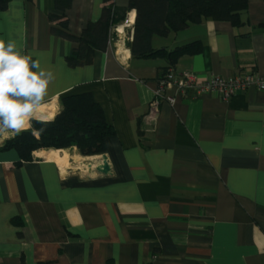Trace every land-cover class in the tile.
Wrapping results in <instances>:
<instances>
[{
    "label": "crops",
    "instance_id": "obj_1",
    "mask_svg": "<svg viewBox=\"0 0 264 264\" xmlns=\"http://www.w3.org/2000/svg\"><path fill=\"white\" fill-rule=\"evenodd\" d=\"M109 1L128 5L71 0L69 32L79 36ZM52 13L54 0H10L0 11V39L53 72L39 110L52 114L49 121L62 98L90 94L115 135L102 156L41 150L19 164L16 152H0V264H264V93L224 101L167 89L173 105L158 98L168 64L131 56L132 11L104 52L69 67L75 46L50 33ZM243 21L236 28L207 19L151 46L200 44V53L170 69L178 74L262 77L264 0H247ZM12 136L0 135V146ZM103 156L107 175L96 171Z\"/></svg>",
    "mask_w": 264,
    "mask_h": 264
},
{
    "label": "trees",
    "instance_id": "obj_2",
    "mask_svg": "<svg viewBox=\"0 0 264 264\" xmlns=\"http://www.w3.org/2000/svg\"><path fill=\"white\" fill-rule=\"evenodd\" d=\"M10 0H0L4 11ZM71 0H54V13L49 15L50 33L74 44L66 57L69 67L91 63L95 52H104L110 41L111 30L122 24L129 12H134L132 41L127 47L133 58H163L170 70L185 55L200 53L197 42L177 47L172 51L156 50L152 39L177 33L204 20L229 22L233 27L244 24L243 15L247 0H128L126 8H119L112 1L103 5L99 18L89 22L79 36L68 30L65 12ZM60 110L46 123L31 122V128L20 135H13L0 146V152L14 151L18 163L31 162L33 153L41 150H68L75 148L82 157L102 156L106 153V139L115 135L100 106L90 94L72 95L60 100ZM45 128L39 135L35 130Z\"/></svg>",
    "mask_w": 264,
    "mask_h": 264
},
{
    "label": "clouds",
    "instance_id": "obj_3",
    "mask_svg": "<svg viewBox=\"0 0 264 264\" xmlns=\"http://www.w3.org/2000/svg\"><path fill=\"white\" fill-rule=\"evenodd\" d=\"M52 71L41 67L31 54H24L12 39H0V135H20L31 128L49 97ZM40 128L34 135L42 134Z\"/></svg>",
    "mask_w": 264,
    "mask_h": 264
},
{
    "label": "built area",
    "instance_id": "obj_4",
    "mask_svg": "<svg viewBox=\"0 0 264 264\" xmlns=\"http://www.w3.org/2000/svg\"><path fill=\"white\" fill-rule=\"evenodd\" d=\"M167 89H173L177 95L183 96L187 92L193 91L196 97L214 95L227 101L234 95L243 93L249 89L264 93V76L260 77L256 74L250 73L238 74L229 79H223L214 75L200 79L189 72L178 74L169 70L159 81L156 95L158 98L162 97V100L173 105L175 101L174 97L164 94ZM157 104V100L153 102L155 107Z\"/></svg>",
    "mask_w": 264,
    "mask_h": 264
},
{
    "label": "water",
    "instance_id": "obj_5",
    "mask_svg": "<svg viewBox=\"0 0 264 264\" xmlns=\"http://www.w3.org/2000/svg\"><path fill=\"white\" fill-rule=\"evenodd\" d=\"M109 167L107 163L106 157H102L100 166L96 169V171L100 174L107 175L109 172Z\"/></svg>",
    "mask_w": 264,
    "mask_h": 264
},
{
    "label": "bare ground",
    "instance_id": "obj_6",
    "mask_svg": "<svg viewBox=\"0 0 264 264\" xmlns=\"http://www.w3.org/2000/svg\"><path fill=\"white\" fill-rule=\"evenodd\" d=\"M42 111H44V110H41V111L39 112L38 117H40L41 120H43V121H49V120L52 118V114L49 113L48 115H46V114H44ZM44 112H45V111H44ZM50 112H51V111H50ZM47 113H48V112H47Z\"/></svg>",
    "mask_w": 264,
    "mask_h": 264
},
{
    "label": "rangeland",
    "instance_id": "obj_7",
    "mask_svg": "<svg viewBox=\"0 0 264 264\" xmlns=\"http://www.w3.org/2000/svg\"><path fill=\"white\" fill-rule=\"evenodd\" d=\"M60 107H61V106H60V101H59V108H58L59 110H60ZM53 113H56V110H54V112H53ZM38 119H39V120H41V118H40V117H38ZM33 121H36V122H38V120H33ZM46 122H48V121H46Z\"/></svg>",
    "mask_w": 264,
    "mask_h": 264
}]
</instances>
